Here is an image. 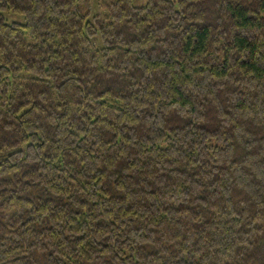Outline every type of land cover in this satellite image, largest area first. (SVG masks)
Returning a JSON list of instances; mask_svg holds the SVG:
<instances>
[{"label":"trees","instance_id":"obj_1","mask_svg":"<svg viewBox=\"0 0 264 264\" xmlns=\"http://www.w3.org/2000/svg\"><path fill=\"white\" fill-rule=\"evenodd\" d=\"M138 1L0 0V264H264V0Z\"/></svg>","mask_w":264,"mask_h":264},{"label":"rangeland","instance_id":"obj_2","mask_svg":"<svg viewBox=\"0 0 264 264\" xmlns=\"http://www.w3.org/2000/svg\"><path fill=\"white\" fill-rule=\"evenodd\" d=\"M142 1H138V0H135V3H139L141 4ZM9 20H13V21H16V22H22V18L21 17H17V16H14V15H10V16H7Z\"/></svg>","mask_w":264,"mask_h":264}]
</instances>
